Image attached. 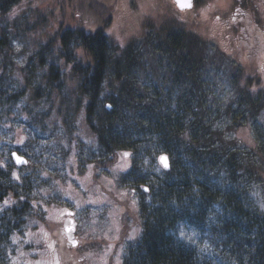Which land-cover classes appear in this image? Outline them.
Returning a JSON list of instances; mask_svg holds the SVG:
<instances>
[{
  "label": "trees",
  "instance_id": "trees-1",
  "mask_svg": "<svg viewBox=\"0 0 264 264\" xmlns=\"http://www.w3.org/2000/svg\"><path fill=\"white\" fill-rule=\"evenodd\" d=\"M21 1L0 0V122L13 116L25 93L24 88L11 90L6 75L13 64L14 43L50 20L48 14L33 9L8 20ZM59 1L60 10L65 3L75 2ZM82 2L76 8L95 28L57 31L34 55L51 71L40 76L43 79L36 83L27 111L35 113L41 99L51 100L57 89L62 99L57 110L67 111V123L73 121L71 112L87 109L88 124L99 143L95 152L102 157L99 164L107 158L109 164L115 163L123 150L135 157L134 165L150 151L171 159L170 169L155 176L140 169L125 176L140 188L145 186L151 199L142 207V232L128 246L124 264H264V212L245 182L247 164L209 122L211 110L202 108L208 100L203 80L207 49L202 38L177 28L158 38L157 50L163 53L160 59L167 61L165 79L169 78L170 89L161 100L152 101L134 83L137 70L146 66V57L139 49L134 51L133 45L119 55L112 52L119 46L105 30L113 22V5L103 0ZM81 52L87 55L86 63ZM67 74L77 81L76 89L68 86ZM110 75L115 77V86L105 94ZM177 89L185 94L178 96ZM250 101L260 112L264 92L251 93ZM28 188L0 167V264L8 263L5 257L13 246L12 236L29 227L31 217L38 219ZM10 195L16 198L11 205L6 204ZM182 223L200 234L199 245L179 239L177 227Z\"/></svg>",
  "mask_w": 264,
  "mask_h": 264
},
{
  "label": "rangeland",
  "instance_id": "rangeland-1",
  "mask_svg": "<svg viewBox=\"0 0 264 264\" xmlns=\"http://www.w3.org/2000/svg\"><path fill=\"white\" fill-rule=\"evenodd\" d=\"M103 1L115 9L113 22L105 30L111 42L119 46L117 52H112L116 56L133 45L134 51L139 49L140 55L146 57V66L137 70L134 83L152 101L161 100L170 89L169 78L165 79L167 61L160 59L163 53L157 50L158 38L177 29L202 38L201 43L207 49L203 80L207 82L208 92L206 106L202 108L211 110L209 122L222 131L227 145L236 147L247 164L245 182L251 188L255 204L264 212V103L257 112L250 101L251 93L264 92V55L248 52L242 43L236 46L240 32L237 37L234 32H225L223 23H214L208 16L200 17L209 21L207 34L203 28L182 25L171 0ZM60 2L22 0L8 16V20H15L33 9L48 14L50 25L14 43L13 64L6 74L11 90L24 88L25 93L18 100L13 116L0 122V167L10 170L23 187H30L28 196L38 219L31 217L29 227L12 236L13 246L5 260L8 259L6 264H124L128 246L142 232V207L151 199V193L144 192L125 176L133 169L153 176L164 170L157 153L151 151L147 157L138 159L137 165H134L135 157L124 150L115 163L109 164L107 158L99 164L102 157L95 153L99 143L88 124L87 109L71 112L73 121L67 123V111L57 110L62 105L61 92L57 89L51 100L41 99V108L35 113L27 111L35 85L43 79L40 76L51 71L47 64L41 66L34 55L57 31L95 28L77 10L82 0L65 3L63 10ZM218 5L224 9L227 4ZM57 48L59 51L60 45ZM80 55L86 63L87 55L82 52ZM66 76L68 86L76 89L77 81L70 74ZM114 79L113 75L109 76L105 94L115 86ZM175 93L183 95L179 89ZM15 150L27 156L26 166L14 164L11 154ZM15 202L12 195L6 200L9 205ZM70 217L76 222L75 231L66 228ZM179 234L183 241L192 237L184 229Z\"/></svg>",
  "mask_w": 264,
  "mask_h": 264
},
{
  "label": "flooded vegetation",
  "instance_id": "flooded-vegetation-1",
  "mask_svg": "<svg viewBox=\"0 0 264 264\" xmlns=\"http://www.w3.org/2000/svg\"><path fill=\"white\" fill-rule=\"evenodd\" d=\"M219 2L223 5L227 4L226 7L221 8L218 5ZM171 5L182 25H194L196 28H203L204 34H207L209 21L201 18L208 16L214 23H223L226 27L225 32L229 30L234 32L235 36L237 32H240L237 35L239 37L235 40L236 46L242 43V46L248 52H254L255 55H264V0H193V7L190 9H181L178 7L176 0H171ZM182 17L185 18L182 19ZM195 18L200 19L195 22L193 20ZM178 25L180 26V24ZM136 185L140 188V185ZM66 223L69 225L66 227L68 231H71V229L75 231L76 222L74 217L68 218ZM70 236L73 237L72 232Z\"/></svg>",
  "mask_w": 264,
  "mask_h": 264
},
{
  "label": "water",
  "instance_id": "water-1",
  "mask_svg": "<svg viewBox=\"0 0 264 264\" xmlns=\"http://www.w3.org/2000/svg\"><path fill=\"white\" fill-rule=\"evenodd\" d=\"M177 4H178V7H180L181 9H190L192 8V4H193V0H176ZM12 159H13V162L14 164H16L17 166H26L27 162H28V158L23 156V155H20L17 151L13 152L12 154ZM17 157H19V159H17ZM161 157H166L167 158V167H165V164L161 162ZM159 159H160V163L161 165L163 166V168L165 170L169 169L170 166H171V159H169L168 155H163L161 156Z\"/></svg>",
  "mask_w": 264,
  "mask_h": 264
},
{
  "label": "snow or ice",
  "instance_id": "snow-or-ice-1",
  "mask_svg": "<svg viewBox=\"0 0 264 264\" xmlns=\"http://www.w3.org/2000/svg\"><path fill=\"white\" fill-rule=\"evenodd\" d=\"M17 159H19V157H17ZM167 158L166 157H161V162L165 164V167H167ZM181 235L184 236L185 234L183 233V231L181 232ZM188 239H191V237H187Z\"/></svg>",
  "mask_w": 264,
  "mask_h": 264
}]
</instances>
